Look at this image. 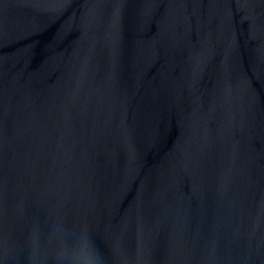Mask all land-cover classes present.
Instances as JSON below:
<instances>
[{
    "label": "water",
    "instance_id": "obj_1",
    "mask_svg": "<svg viewBox=\"0 0 264 264\" xmlns=\"http://www.w3.org/2000/svg\"><path fill=\"white\" fill-rule=\"evenodd\" d=\"M0 264H264V0H0Z\"/></svg>",
    "mask_w": 264,
    "mask_h": 264
},
{
    "label": "snow or ice",
    "instance_id": "obj_2",
    "mask_svg": "<svg viewBox=\"0 0 264 264\" xmlns=\"http://www.w3.org/2000/svg\"><path fill=\"white\" fill-rule=\"evenodd\" d=\"M91 250L89 249V248H84V249H82V254H88L89 252H90Z\"/></svg>",
    "mask_w": 264,
    "mask_h": 264
},
{
    "label": "clouds",
    "instance_id": "obj_3",
    "mask_svg": "<svg viewBox=\"0 0 264 264\" xmlns=\"http://www.w3.org/2000/svg\"><path fill=\"white\" fill-rule=\"evenodd\" d=\"M74 255H76L78 258H84V257H81L79 253H74Z\"/></svg>",
    "mask_w": 264,
    "mask_h": 264
}]
</instances>
